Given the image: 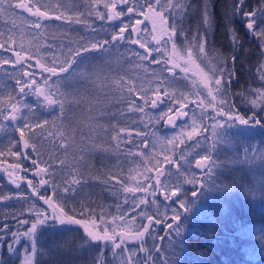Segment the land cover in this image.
<instances>
[{"label":"trees","instance_id":"obj_1","mask_svg":"<svg viewBox=\"0 0 264 264\" xmlns=\"http://www.w3.org/2000/svg\"><path fill=\"white\" fill-rule=\"evenodd\" d=\"M7 2L5 0V7ZM15 2L16 0H12L14 12H0V42L11 35L15 44H6L5 47L19 51L23 44L25 49H30L32 58L18 62L15 67L4 65V69H0V96L3 97L0 107L3 114H0V119L11 120L12 109L8 105L14 98L21 99L22 104L30 101L42 107L37 121L47 119L48 124L44 125L43 130L27 129L24 139L15 130L12 134V139L16 141L15 148L25 155L0 156V264H18L20 256L26 253L30 254L31 264H96L95 262H100L105 257V247L102 241H90L80 226L57 224V229L38 227L39 238L35 252L26 233L36 220L35 209L49 215L53 212L52 207L40 199L41 196L52 200L57 213L62 206L64 212L74 214L76 218H81V206H84L94 220L102 217L101 208H112L115 198L109 192L121 190L120 184L123 182L119 181L118 185H114L116 183L111 182V178L106 175L114 169V164H118L117 158L123 169L130 164L126 162L127 156L124 154L128 153V148L133 147L131 143L135 145L138 141L136 143L129 136H149L153 129L165 134L160 128L161 119H158L156 125L145 127L138 113L128 107L125 99L135 91L134 78L147 77L157 85L162 74L151 72L154 68L158 70L165 65L168 54L165 50L152 51L146 55L148 59L140 60L130 53L135 50L145 56L143 51L134 44L116 41L99 50L84 53L82 57H76L78 62L81 61L79 67L73 64L68 73H61L59 78L50 77V80L59 79V83L53 86L58 92L52 98L56 99L63 94L67 101L64 106L65 116L56 118L58 106L50 108L46 106V102L38 104V101H43V96L24 97L15 77L30 79L22 76V70L28 71L35 75L37 84H42L43 78L50 74L43 71L37 59L41 63H47L56 56L59 64L66 56L74 55L73 50L86 43L104 39L111 41L113 33L121 26V19L124 22L130 19L126 15L121 19L110 20L111 4H116V11H121L128 5L123 0H39L42 5L51 6L50 12L63 14L65 18L42 19V25L47 27L35 29L30 22L37 17L23 8H15ZM20 2L30 4L34 0ZM106 4L109 7L106 8ZM204 4L213 13L212 27H208L202 20L201 8ZM236 4L237 0H185L186 7H196L186 14L180 13L176 24L177 27H184L189 38L195 34L198 38L206 39L205 51L211 66L216 67L217 61L229 58L227 68L234 71V76L227 86V95L234 97L240 115H245L246 118L248 114L252 116L255 113L262 124L258 129L253 123L255 127L251 123L240 125L238 121H234V129L245 128L247 133L234 132L227 127L228 132L223 137L227 139L233 132L228 142L217 140L215 147L206 146L207 155L212 159L210 165H215L211 176L206 175L205 170L200 171L199 176L191 168L183 170L180 163L182 156L178 155L168 160L171 162L165 161L163 171H150L148 178L154 176L150 183H156L155 204L152 205H155L156 230L159 232L155 252L158 264L168 256L171 261H166L167 264H264V111L261 109L264 101L256 95V92H264V80L260 78L264 72V55H261L264 48L258 45V37L248 35V30L240 19L244 11L259 13L264 7V0H244L240 11L233 15L232 9ZM166 14L169 19V13H165V16ZM101 15L104 19L100 18ZM173 23L174 20L168 21V26ZM124 35L127 37L129 33ZM232 35L240 38L239 47L233 46ZM180 36L178 32L174 37L177 44H186L187 41H182ZM233 55L234 61L231 60ZM157 58L161 60L160 64L153 63ZM0 59L16 60V57L13 51L0 49ZM201 67L204 65L201 64ZM197 71L204 81L203 73L200 69ZM129 87L132 88L130 94ZM28 91L25 88V92ZM44 91L47 93V88ZM230 96L225 97L228 103ZM253 100L257 102L255 106L252 104ZM248 102L252 107H246ZM18 107L21 108L20 105ZM153 111L155 110L146 109V113L153 114ZM121 129L124 131H120ZM24 140H28L29 145H35L38 152L33 151L31 146L25 148ZM210 140L213 141L208 139L207 142ZM141 142L144 143V140L141 139ZM221 142L229 145L230 149ZM37 157L42 162L40 167H48V173L34 174L36 166L31 160ZM198 157L201 159L203 156ZM49 173L53 179L49 178ZM232 173L237 176L232 177ZM194 175L199 181L198 186L190 187L189 184L185 196L179 195L176 201L165 204L164 197L168 194L162 188L165 187V178L179 177L180 183H183ZM41 176L49 180V183L39 184ZM74 178L80 184L85 182L75 189L77 199L74 195L68 198L69 193L64 192L65 187L72 188ZM13 180H16L19 187L12 183ZM28 180L32 181L31 187ZM52 184L57 185L56 193L52 190ZM83 188H89L91 193ZM124 191L127 203L129 196ZM194 191L198 193L195 197L192 195ZM60 196L65 197L63 203ZM181 200L186 201V212L192 210L194 213L192 217L177 221L162 213L163 208L185 211L180 208ZM196 212L200 213L195 214ZM169 224L173 228L167 227ZM177 225L179 228L175 232ZM68 228L72 230L68 231ZM10 246L13 251H10Z\"/></svg>","mask_w":264,"mask_h":264},{"label":"rangeland","instance_id":"obj_2","mask_svg":"<svg viewBox=\"0 0 264 264\" xmlns=\"http://www.w3.org/2000/svg\"><path fill=\"white\" fill-rule=\"evenodd\" d=\"M172 2L174 4H184L185 0H172ZM165 17L167 18V14ZM140 19L143 20V23L137 26V33H133V37L136 39H141L142 42L146 44V48H140L139 44L134 45L136 48L143 51L146 56L152 52V49L160 47L156 44V39H160L161 45H163L164 41L168 39V35L162 36L159 26L157 27V30L153 31L151 21L144 19V17ZM170 20H173V18L169 13L168 21ZM145 28L148 29L147 32L144 31ZM153 37L156 39H153ZM176 47L177 53L175 55L172 54L171 43H169L166 47L161 48L160 51L164 52L165 50V53L168 54L167 61L169 62L167 65L165 64L159 67L158 70L154 68V71L151 73H160L162 76L168 78L171 84V86L168 87V96H179L183 94L185 97L187 107L183 108V111L187 112L188 116H186L183 121L178 120L176 123L177 126L184 125L183 134H181L179 127H172L164 130L162 126L163 121L166 120V118H164L161 119L160 128L163 130V132H165V134H161V132H157V130L153 129V132H151L152 134H149V136H129V138L133 139L136 143L138 141V143L135 145L131 143L133 150L132 148H128V153L124 154V156H127L128 158H125L126 162L130 164L126 169H123L119 164V158H117L116 162L118 164H114V169H111L110 174L106 175L107 178H111V182L116 183L114 185H118L119 181L123 182L120 184L121 190H111L109 192L110 196H114L115 198L114 202L112 203V208H101L100 212H102V217H100L99 220H95L94 224L89 222V227L91 230L98 232L101 235L104 234V229H107L109 235L115 236L117 243H119L122 238L121 233H124L126 237L131 238H125V242L121 244L120 248H114L111 241H102V245L105 247V257L101 258L100 262H95L96 264H158L156 263L157 256L155 252L159 240V232L156 230L157 217L154 210L155 205H152L155 204L154 195H156V193H154V185L156 183L154 185L150 183V181L154 180V176L148 178L150 171H163L166 162H169L168 160L172 159L174 155H178L182 156L180 163L183 165V170H188V168H191V171H196V176H199V172L202 170H205L206 172V167L197 168L195 162L200 159L198 155H207L206 146H211V148H213V141L210 140L207 142L208 139H213L209 134L211 132L210 126L213 124V117H215L216 121L223 123L227 120V115H217V112H219L221 109L226 112L227 109L231 108L233 114L239 113V107L237 106L234 97L230 96L229 94L222 95L220 92L215 91L216 86L214 83L209 84V87L213 88V92L209 94L208 88L204 86L201 76L197 71L199 69L196 67V63H200V61L192 63L185 55L183 47L177 44V42ZM218 63V61L215 63L216 67H219ZM185 66L189 68L187 73L181 71V68ZM162 69H171V71L165 70L162 72ZM173 73H175V75H173ZM225 76V79L227 80L228 77L227 75ZM133 81H135V91L132 96L135 97L138 104L143 103V100L140 98L141 90L148 93L149 99H157V93H163L165 91L164 87H161L157 92V88L154 83L155 81L152 82L148 80L147 77L134 78ZM257 93L258 92H256V95ZM213 96H215L216 99H213ZM227 96H230L229 103L225 99ZM255 99L259 100L257 96H255ZM2 100L3 97L0 96V105ZM221 100H225L226 103L221 104ZM247 100L248 99H245V101ZM23 104L32 105L34 107V111L29 114L28 109L21 106L20 111L17 113V119L4 121L0 119V156L7 154L13 155V153L19 154V151L15 148L16 141L12 139V134L15 130H18V126L21 125L25 120L35 123L37 121V115L41 112L42 107H39L33 102L26 101ZM52 106H50V108H52ZM163 107L164 105H160L159 108L153 109L155 110L153 111V114L146 113V109L152 110L150 106H146L143 112L137 110L135 111L138 113L144 126L149 128L158 123L155 113L160 112ZM246 107L250 108L252 105L248 102ZM179 108L180 105L177 104L174 111L170 113V115L174 116L175 110H179ZM0 112L3 114V110H0ZM249 115L250 114H248V117L246 116V118L250 119L251 116ZM241 116L243 115L241 114ZM193 121H195V123H193ZM189 125H191V127H189ZM254 125L260 129L261 125ZM254 125L252 124V127H255ZM204 126L205 128H209V131L206 133ZM233 126L234 125L231 123L228 126L225 124L223 128H218L217 130L219 132L217 135V140H225L224 142H228V138L232 136L233 132L230 133L227 139L226 137H223L225 133L228 132L227 127L229 129H233L234 132L242 131L247 133L245 128L234 129ZM193 128H195V133L191 138H188L187 132L192 131ZM25 131H27V129H25ZM141 139L144 140V143L141 142ZM117 140L118 137L116 138V141ZM147 140H149V142H146ZM169 140H172L173 142L168 143ZM181 141L183 142L181 143ZM197 141H200V143L198 144ZM224 146L230 149L229 145ZM193 149H195V151H193ZM211 160L212 159H210L207 164L210 165ZM233 169L236 171L235 167ZM83 171L86 172V170ZM231 176L234 177L237 175L232 173ZM147 178L149 180H147ZM167 178L168 177H166V180L164 181L165 187H162L168 192V194H166L164 197V200H166L165 204H168L171 201H176L179 195L181 197L185 196V192L187 191V188L190 184L187 182V179L186 181H183V183H180L179 177L178 179L175 176H171L169 179ZM76 180L78 179L74 178V181ZM84 183H71V186L72 188L76 189L78 186H81ZM235 185H237V182ZM141 186H143V188H141ZM192 186L194 185L191 184L190 187ZM196 186H198V183ZM127 188H135L137 190L135 192H129L126 190ZM83 189L86 192L91 193L89 188ZM124 190H126L129 196L127 203L125 202L126 197L125 193H123L125 192ZM171 190H178V196H172ZM109 193L104 192L106 195ZM75 196L76 195L73 197ZM123 196L125 198H123ZM161 211L165 215H170L168 218H171L176 210L163 208ZM178 212L180 213L181 218L184 220H187L194 215L192 210H189L188 212H186V210L183 212ZM198 213L200 212H196L195 214ZM149 218L152 220L151 225H149ZM145 227L148 228V231L144 233L143 238H139L138 233L142 232ZM113 253H115V255ZM149 257H151V261H149ZM19 261L20 262H18V264H31L30 254L26 253L21 255ZM166 261H171V257L168 256V258L166 260L164 259L161 264H167Z\"/></svg>","mask_w":264,"mask_h":264},{"label":"snow or ice","instance_id":"obj_3","mask_svg":"<svg viewBox=\"0 0 264 264\" xmlns=\"http://www.w3.org/2000/svg\"><path fill=\"white\" fill-rule=\"evenodd\" d=\"M123 3L128 5L125 9L121 11H116V4H111L112 14L109 17L110 20H116L121 19L124 16H129V20L127 22H124L121 19V26L119 27L118 31L114 32L111 41L109 40H101V41H93L90 43H86L82 45L80 48L73 50L74 55H69L64 58L63 61L59 62L58 64V57L53 56L52 59L48 60L47 63H41L40 59H37V63L40 64L41 68L44 72H48L50 74L49 77H44L42 80V84H37L35 75L29 73L28 71L22 70V76L30 77V79H22L21 77H15L16 82L19 85V91L20 93H23L24 97H27L29 95L33 96H43V101H38L39 103L46 102V106H52L56 105L59 108V112L55 113L56 118H61L65 116L64 106L67 102L66 99L63 97V94L60 96H57L56 99H53L52 97L56 95V92H58V89L54 88V85H57L59 83V79L57 80H50V77H60L61 73H68L69 69L72 68L73 64H77V67L80 66L81 61L78 62L76 60V57H82L84 53H87L92 50H99L103 48L105 45H108L111 42L116 41H122L126 42L127 44H139L140 48H146V44L142 42L141 39L133 38L132 34L137 33V27L138 25H141L143 23V20L137 19L136 17H144V19L151 21L152 23V30H157V27L159 26V30L161 31V35H168V39L164 41V44L161 45L160 39H156L153 37V39H156V44L160 47L152 49V51H160L161 48L166 47L169 43L172 45V54L175 55L177 53V47H176V40L174 37L177 36L178 32L181 34L180 39L182 41H187L186 44H182L184 53L187 56L188 60L192 63H196V61H200V63H196V67L200 69V72L203 73L205 79L203 81V84L206 88H208L209 94L213 92V88L209 87V84L214 83L215 91L220 92L222 95L227 94V86H229L232 82V78L234 76V71L227 68L228 59L227 57L220 59L219 67L211 66L207 61V53L205 51V43L206 39L204 37H197V35H193L191 38H189L188 34L184 31V27L181 25L177 27L176 24V18L179 16L180 13H188L193 8H195V5L191 6H185L183 3L180 4H174L172 0H123ZM244 0H237V4L235 8L232 9V14L236 15L239 11L241 6L243 5ZM50 5H42L39 3V0H34V2L29 3H22L20 0H16L15 2V8H23L27 12L31 13L33 17H37L36 20L31 21V26L35 29H41L46 28L47 25H42V19L43 20H61L65 17L63 14H58L56 12H50L49 8ZM105 7H109V5H105ZM43 9V10H42ZM0 12H14L13 3L12 0H8L7 6L5 7V0H0ZM168 12L172 15V18L174 20V23L172 26H168V19L165 17V13ZM202 13V20L205 24L208 25V27H212L214 23L213 19V13L208 8L207 4H204L201 8ZM247 17V19H245ZM101 19H104V16H100ZM241 22L244 24L246 30H248V35L250 37H258V45L261 48H264V7H262L257 13L256 11L247 12L244 11L240 15ZM26 23H29L26 21ZM131 26V27H130ZM145 32L148 31L147 28L144 29ZM125 33H129L127 37H125ZM231 40L233 42L234 47H239V44L241 43L240 38L237 35H232ZM13 45L15 44V41L11 35H8L4 42H0V49H4L5 51H13V54L16 57V60L11 59H0V69H4V65H11L12 67H15L18 62L24 61L26 59L32 58V53L30 49H25L23 44H21L20 50L16 51L11 47H5V45ZM147 50V49H146ZM131 55L138 56L140 60H146L148 59L147 56L141 55L139 52L132 50ZM261 55H264V52L261 53ZM231 60H235V56L233 55L231 57ZM169 61H165V64H167ZM153 63L160 64L161 60L159 58L154 59ZM201 64L204 65V67H201ZM179 66V65H176ZM28 67L30 68L31 65L29 64ZM234 68V64H233ZM207 69V70H205ZM168 70L171 71V69H162V72ZM73 71H76V69H73ZM182 72L187 73L189 71V68L187 66L181 68ZM175 75V73H173ZM225 75H227L228 79L225 80ZM66 78V77H65ZM262 80H264V72L261 73ZM171 84L168 80V78H165L161 76L157 81V92L159 88L164 87V95L168 96V87H170ZM25 88L29 89L28 92H25ZM45 88H47V93H45ZM132 92V88H128V93L130 94ZM261 100L264 101V92H258L257 93ZM140 98L143 100L142 104H138L136 102L135 97L129 95L125 99V103L128 105V107L132 110H137L140 112L144 111V108L146 106H150L152 109L159 108L160 105H164V107L161 109L160 112L155 113V116L157 119H164L166 118L165 122L170 124L173 128H180L181 134H183V128L184 125L177 126L174 121L177 117H183L188 116V113L183 111V108L187 107V102L185 100V97L183 94L179 96H168V100L165 101L160 98L159 95H157V99H149V95L145 91H140ZM213 99H216L215 96H213ZM221 104L226 103L225 100L220 101ZM256 101L253 100L252 104L253 106L256 105ZM179 104L180 108L179 110H175V115H170L175 109V106ZM18 105L25 107L28 109V113L30 114L32 111H34V107L32 105H24L22 104L21 99H11V102L9 103V107L12 109L11 113V119L15 120L17 119V113L20 111V108ZM2 107V105H0ZM261 109L264 111V103L261 104ZM2 114V112H0ZM217 115H227V120L223 123L216 121L215 117H213V124L211 127V132L209 133L213 138V147H215L217 135H218V128H223L225 124L227 126L231 124L234 121H238L240 125H248L250 123L261 125V121L256 118V114L254 113L251 118H245L244 116H241L239 113L233 114L231 111V108L227 109L225 112L223 109H221L219 112H217ZM186 123V122H185ZM195 123V121H193ZM48 124V120L45 119L43 121H36L35 123H32L30 121H23L21 125L18 126L19 135L22 139L25 137V129H28L29 131H33L35 128H40L43 130L44 125ZM191 127V125H189ZM120 131H124L121 129ZM205 131H207V128H205ZM195 133V128H193L192 131L187 132L188 138H191L193 134ZM43 135V131L41 133ZM199 134V133H197ZM175 136V134H174ZM30 139V137H29ZM127 139V138H125ZM172 140H169L168 143H172ZM183 141H181L182 143ZM143 143V142H142ZM199 144L200 141H197ZM32 147L33 151L38 152V150L35 148V145H29L28 140H24V147ZM13 155H25V153H13ZM211 159L210 155H204L201 159L197 160L196 167L202 168L206 167V175L211 176L212 169L215 166L214 163L212 165H208L207 162ZM171 162V161H169ZM31 163L36 166V170L34 171V174L38 173H48V167H40V164L42 163L38 157L33 158L31 160ZM63 163V161H61ZM11 175V174H9ZM49 178L53 179L51 173H49ZM190 184H193L194 186L199 182L194 175L191 180L187 181ZM13 184H16V187H19V184L16 183V180L12 181ZM28 185L32 186V181L28 180ZM49 180H46L41 176L39 180V184L45 185L48 184ZM72 183L78 184L79 181H73ZM157 183L159 181L157 180ZM52 190L54 193H56L57 185L52 184L51 185ZM143 188V186H141ZM129 192H135L137 189L135 188H127L126 189ZM64 192L69 193V197L71 198L75 194V189L71 187H65ZM194 196L198 195L195 191L192 193ZM172 196H178V190H171ZM61 202L65 200V197L60 196L59 197ZM7 199V197H6ZM40 199L44 200L45 204H48L50 207H52L53 212L49 215L47 213H44L40 209H35V215L36 220L31 224V230L26 233L28 236V239L32 242L31 247L33 252H35L36 249V242L39 238L37 235V229L40 226L51 228V229H57V224L59 225H76L83 228L84 233H86L87 237L90 238V241H103V242H112V246L114 248H120L121 244L125 242V238H131L126 237L124 233H121V240L119 243L116 242L114 235H109L107 229H104V234L101 235L98 232H95L91 230L89 227V222L95 223V220L93 219L92 215H89L84 206L80 207L79 214L81 218H76L74 214H69L63 211V207L61 206L60 212L57 213L56 211V205L52 203L51 199H45L43 196L40 197ZM180 208L187 210L186 202L181 200L180 201ZM173 220L179 221L181 216L178 211H175L173 216L171 217ZM159 222V221H158ZM24 223H27V221H24ZM152 220L149 218V225H151ZM170 229L173 228V225H167ZM179 228V225H177L174 229L176 232ZM68 231H71V228L67 229ZM148 231V228L145 227L142 232L138 233L139 238H143L144 233ZM90 241H85V243H89ZM2 243V241H0ZM10 251H13V249L10 246ZM115 255V253H113ZM149 261H151V257L148 258Z\"/></svg>","mask_w":264,"mask_h":264},{"label":"water","instance_id":"obj_4","mask_svg":"<svg viewBox=\"0 0 264 264\" xmlns=\"http://www.w3.org/2000/svg\"><path fill=\"white\" fill-rule=\"evenodd\" d=\"M136 27H137V26H136ZM161 97H162V98H165L164 95H161ZM185 118H186V116H183V117H177V118L175 119L174 123L176 124L178 120L183 121ZM169 128H172V126L164 121V122H163V129H164V130H167V129H169Z\"/></svg>","mask_w":264,"mask_h":264},{"label":"flooded vegetation","instance_id":"obj_5","mask_svg":"<svg viewBox=\"0 0 264 264\" xmlns=\"http://www.w3.org/2000/svg\"><path fill=\"white\" fill-rule=\"evenodd\" d=\"M157 95H159L160 96V98H161V95H164V92L162 93V92H159V93H157ZM162 99V98H161ZM163 100H166L167 101V96H165V99H163Z\"/></svg>","mask_w":264,"mask_h":264}]
</instances>
